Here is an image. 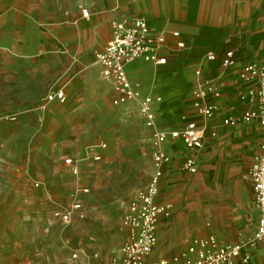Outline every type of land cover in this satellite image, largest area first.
Segmentation results:
<instances>
[{"label":"rangeland","instance_id":"374dc122","mask_svg":"<svg viewBox=\"0 0 264 264\" xmlns=\"http://www.w3.org/2000/svg\"><path fill=\"white\" fill-rule=\"evenodd\" d=\"M86 1L0 0V264L118 261L130 232L125 217L153 172L149 131L139 105H116L113 92L101 89L95 76L84 82L79 75L71 78L66 67L54 66L58 51L71 48L64 11L102 0ZM59 84L65 99L48 102V92ZM97 143L106 148L102 159L94 161L88 151ZM72 192L85 217L65 223L53 210L68 204ZM183 202L184 211L195 207L188 198ZM198 207L202 230L209 229L203 238H216V228L229 220L227 211L207 202ZM176 213L160 216L168 226L157 259L173 258L162 255L165 240L187 226L173 223ZM219 235L228 243L229 232ZM195 238L172 264H183ZM242 240L245 246L257 243L252 251L244 248L251 264H264L258 241Z\"/></svg>","mask_w":264,"mask_h":264},{"label":"crops","instance_id":"0c3cea01","mask_svg":"<svg viewBox=\"0 0 264 264\" xmlns=\"http://www.w3.org/2000/svg\"><path fill=\"white\" fill-rule=\"evenodd\" d=\"M86 2L88 4V0ZM80 4L87 6L76 3L73 9L66 10L74 11ZM88 8V19L74 21L71 15L65 14L70 28L65 39L71 48L58 51L54 61L57 69L66 67L71 78L79 75L84 82L90 75L95 76L101 89L105 91L108 88L113 92L114 100L117 93L113 83L102 76L95 52L109 41L113 22L144 16L149 35L165 38L155 52L157 58L164 59V62L155 64L154 61L136 58L127 63V76L139 97L126 100L125 107L138 106L141 99L151 97L155 123L160 129L179 128L189 120L207 125L203 146L194 153L197 171L190 174L175 166L166 167L160 181L157 201L172 204L171 214L172 210L177 211L173 218L175 225L187 224L180 235L170 234L166 238L167 245L162 255L173 257L169 264L178 263L177 252L185 250L184 244L189 239L207 236L205 233L209 229L202 230L203 220L198 207L202 202L227 211L229 220H222L216 228L219 243L224 239L219 234L228 232L224 242L253 238L259 212L247 170L260 154L259 125L254 120H237L234 124H226V120L254 104V99L241 98L251 86L240 79L239 72L243 66L259 61L264 55V0H102ZM173 32H178V37H174ZM179 41L184 43L183 47L177 45ZM228 51L233 52L234 63L225 66L222 62ZM209 53L213 55L211 59H207ZM196 70L201 71L200 75L195 73ZM204 77L210 79L207 86L219 92L218 96L210 94L207 98L209 104L218 106L209 117L199 114L193 106L194 91ZM61 84L58 89L63 90ZM105 148L98 150L99 160ZM166 150L175 161L189 154L180 141H168ZM91 157L99 161L93 154ZM151 168L153 170L152 156ZM222 193L228 197L222 199ZM187 198L191 203L194 201L195 207L184 211L183 199ZM166 219L159 220L158 240L151 258L157 256L164 243V229L168 226ZM258 245L263 253L264 238L258 240ZM256 246L257 243L244 248L252 251ZM248 264H251L250 256Z\"/></svg>","mask_w":264,"mask_h":264},{"label":"built area","instance_id":"2783aa9c","mask_svg":"<svg viewBox=\"0 0 264 264\" xmlns=\"http://www.w3.org/2000/svg\"><path fill=\"white\" fill-rule=\"evenodd\" d=\"M66 15H71L74 21L88 19L89 8L78 5L76 10H65ZM178 37V32H173ZM165 38L149 35L147 19L144 16H135L129 21H117L112 23V33L109 41L99 51L95 52V60L101 66V74L109 79L117 93L113 102L124 103L131 98H138L139 93L132 87L126 72V65L136 58L154 61L161 64L164 59L157 58L155 52L164 43ZM183 47L182 41L177 42ZM213 55L209 53L207 59ZM223 65L234 63L233 52H226ZM200 70L195 73L200 75ZM240 79L249 84L248 93L241 97L249 99L254 104L252 108L239 115L228 117L226 124H234L237 120L244 122L256 121L260 130V154L248 167L247 176L251 181L254 192V200L259 212L258 224L254 234L255 240L264 238V55L253 63L243 66L239 72ZM209 77L200 80L199 87L194 91L193 106L197 112L209 117L217 109V105L209 104L207 98L210 94L218 96L217 90L209 88ZM47 101H63L65 95L62 89L48 92ZM158 100V99H157ZM153 99L145 97L139 102V111L145 119L146 126L150 129V147L153 162V172L148 184L137 193L136 199L131 203L129 213L125 217L124 225L129 228V237L121 247L120 259L112 264H169L166 258H151L154 247L157 244V229L160 216L169 217L172 204H161L157 201L160 191V181L166 167L175 166L181 171L193 174L197 171L195 151L203 146L207 125L198 124L189 120L182 127L169 130L160 129L155 123V114L152 110ZM45 105L42 106L44 108ZM10 119H14L11 117ZM212 135L215 132H211ZM168 141H180L186 147L189 154L183 159L175 161L166 150ZM105 143L94 144L89 147V152L96 160L100 159L98 150L105 148ZM71 163V159L66 160ZM76 173L77 169L74 167ZM39 184L37 183L36 186ZM70 202L66 205L57 204L53 215L59 220L69 223L73 216L84 218L82 204L70 195ZM214 236L195 238L188 248L183 264H248L249 255L243 250L245 243L242 239L231 243H219ZM177 258H174L176 260Z\"/></svg>","mask_w":264,"mask_h":264}]
</instances>
